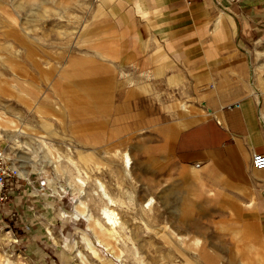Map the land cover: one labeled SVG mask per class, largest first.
Instances as JSON below:
<instances>
[{"label": "rangeland", "instance_id": "1", "mask_svg": "<svg viewBox=\"0 0 264 264\" xmlns=\"http://www.w3.org/2000/svg\"><path fill=\"white\" fill-rule=\"evenodd\" d=\"M104 1L0 0V108L28 121L16 150L28 156L36 148L38 159L11 160L27 172L0 205V264H264V236L241 221L217 175L180 163L173 151L182 129L219 106L212 83L196 84L187 57L160 56L156 44L125 32L123 11L132 9ZM225 93L222 102L236 98ZM13 129L0 127V146L16 158L7 150L15 140L3 134ZM36 138L51 144L56 169L41 159L46 148ZM97 179L118 200L123 224L114 242L105 238L108 247L75 213L85 215L75 207L80 198L103 221Z\"/></svg>", "mask_w": 264, "mask_h": 264}, {"label": "crops", "instance_id": "2", "mask_svg": "<svg viewBox=\"0 0 264 264\" xmlns=\"http://www.w3.org/2000/svg\"><path fill=\"white\" fill-rule=\"evenodd\" d=\"M121 4L132 9L123 11L129 19L125 32L146 46L156 44V53L163 49L164 55L187 57L197 85L216 83L219 97L212 98L219 106L182 129L173 151L180 163L217 175L223 185L220 192L234 201L241 221L264 236V169L252 162L254 153H264V0H121ZM136 8L148 15L147 21L137 17ZM220 20L221 27L216 23ZM238 73L246 75L237 80ZM227 87L236 92L225 93ZM248 87L251 92L235 96ZM221 93L236 98L225 103L218 99ZM75 213L89 227L87 216Z\"/></svg>", "mask_w": 264, "mask_h": 264}, {"label": "bare ground", "instance_id": "3", "mask_svg": "<svg viewBox=\"0 0 264 264\" xmlns=\"http://www.w3.org/2000/svg\"><path fill=\"white\" fill-rule=\"evenodd\" d=\"M157 52H158L157 54H159L160 56L164 55V51L162 49H159ZM215 84L213 85L214 87H213V90L211 92L215 96L219 97V92H218V89H217ZM218 99H220V98H218ZM34 104H36V103H34ZM36 105H38V104H36ZM185 105H186L185 102H183L182 106L186 107ZM202 105H206V102H202ZM45 120L46 121H44L43 124L49 125L50 124L49 120H47V119H45ZM27 122L28 121H25V119L23 118V116L19 110L14 114V117H7L6 115H4V112L1 111V108H0V127L3 129V132H7L8 130L13 129V128H14L13 130L16 131V134L14 136H11V135L6 134V133H3V134L6 135L11 141L15 140L13 144L7 146V150L9 149L13 153H15L17 151V154L15 153L17 155V157L12 158L9 153H7V156L10 159V166L12 168L16 169L18 171V174H20L21 176H24L26 174L27 170L19 169V168L15 167L14 165H13L14 166L13 167L11 165V160L14 161V160L20 159L21 161H23V163H27V162L33 163V162L38 160L35 157L36 148L32 149V150H34V154H30L28 156L25 155L24 153H20L19 150H16V148H18L20 146L18 143L19 140L17 139V135L20 136L19 134H22L24 132V130L21 128V125L23 126ZM35 142H37V144L42 143L46 148V149H43V153L40 156L41 159L48 158L49 161L53 164V166H55V169H56L57 165L54 164V161L51 158L52 156H53V158L55 157L53 154H51V144H49L46 140H44L42 138H36ZM68 148L71 149V147H68ZM58 157H60V155H58ZM122 159L124 161V164H123L124 173H126L127 175H130L131 158H130L128 152H126V151L123 152ZM76 180L79 183V185L81 186V188H82V186H84L86 184V180L82 177H77ZM97 184H98V191L100 192V196L102 197V199L105 200V204L101 207L103 221L97 217L92 216V214L88 210H85L86 205L84 204L83 199L77 198L78 200L75 204V207L78 210L85 213L89 222L93 223L94 226H91V229L93 230V232L95 234L97 242L104 244L103 242L106 241L105 238H107L111 241L113 240V242H114V240H116L120 234V229H123V224L120 220L118 212L116 211V209L114 207V205L118 204L117 203L118 200L115 198V196H113L107 190L106 184L102 180L97 179ZM80 192H81V194L84 193L82 190H80ZM152 201H153V198L151 197L147 201V203L144 204V206L145 207L151 206ZM7 233L8 232H6V234ZM81 238L84 242L87 241V238L84 234H82ZM88 243H89L91 248L94 247L93 244H90V242H88ZM104 245L106 247H108L109 243L105 242ZM110 246H111V248H113V251L116 254V257H118L119 259L122 258L121 254L123 251L118 250L113 243ZM6 264H9V262L6 261Z\"/></svg>", "mask_w": 264, "mask_h": 264}, {"label": "built area", "instance_id": "4", "mask_svg": "<svg viewBox=\"0 0 264 264\" xmlns=\"http://www.w3.org/2000/svg\"><path fill=\"white\" fill-rule=\"evenodd\" d=\"M252 162L255 168L264 169V153H254ZM18 178V171L10 166L6 148L0 146V205L8 201L10 191L16 186L15 181Z\"/></svg>", "mask_w": 264, "mask_h": 264}]
</instances>
